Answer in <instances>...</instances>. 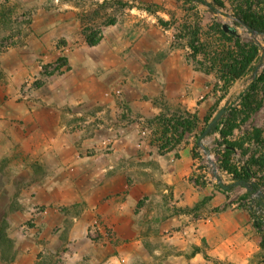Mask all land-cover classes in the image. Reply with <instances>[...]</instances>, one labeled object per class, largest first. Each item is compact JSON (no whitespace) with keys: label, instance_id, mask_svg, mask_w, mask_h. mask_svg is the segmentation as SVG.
I'll return each mask as SVG.
<instances>
[{"label":"crops","instance_id":"crops-1","mask_svg":"<svg viewBox=\"0 0 264 264\" xmlns=\"http://www.w3.org/2000/svg\"><path fill=\"white\" fill-rule=\"evenodd\" d=\"M129 10L140 27L115 23L96 44L70 46L60 73L44 78L42 66H12L11 96L0 81L9 264H37L58 251L64 264H264V231L246 209L225 206L216 193L208 209L191 210L206 195L194 180L191 146L149 138L145 124L165 105L188 102L178 94L194 75L174 49L150 64L146 55L164 46H149L147 25L167 16ZM28 79L44 81L35 102L20 94Z\"/></svg>","mask_w":264,"mask_h":264},{"label":"rangeland","instance_id":"rangeland-1","mask_svg":"<svg viewBox=\"0 0 264 264\" xmlns=\"http://www.w3.org/2000/svg\"><path fill=\"white\" fill-rule=\"evenodd\" d=\"M134 1L136 0H106L99 3L94 0H0V14L3 13L0 18V81L6 85V93L3 91V94L11 96L14 92L13 84L10 85L11 81H8L12 66H42L45 78L60 73L61 68L67 66V57L72 51L70 46L84 41L87 43L86 37L90 40L99 38L108 25L117 23L121 30L140 27V21L131 22L139 19L129 10L132 6L151 14L159 12L166 15L164 18L157 17L154 25L161 32L158 28L147 25L149 46H164L163 51H150L146 55L148 62L151 64L161 61L165 51L174 49L187 64L194 79L185 87L183 94H178L179 98L182 96L188 102L175 106L165 105L157 119L145 124L151 133L149 138L162 147L177 149L180 146H191L194 180L206 194L191 209L193 212L208 209L209 201L216 193L227 200L225 206L238 204L246 209V194L249 190L242 185H234L231 173L240 170L242 162L259 151L260 145L250 141L249 133L254 129L261 130L260 141H264V98L261 108L252 113L246 122L238 121V127L231 134L227 133L226 141L236 145L234 152L225 149L226 145L219 133L204 137L198 148H195L194 143L202 129L222 108H225V113L220 121L223 123L232 119L228 116L230 110L239 105L240 94L254 80V73L251 71L238 77L243 66L250 61L251 66L257 68L258 74L264 69V35H259L240 23L228 0H204L206 3L137 0L138 4ZM63 5H69L72 10L64 9ZM66 19L69 21L65 23ZM224 25L235 33H225L222 28ZM66 49L69 52H65ZM81 53L82 51H77L74 53L75 57L81 58ZM28 82H31V86ZM43 84L42 79L21 82V97L25 101L35 102L36 91ZM1 96L2 88L0 98ZM95 107L91 103L86 105L91 111ZM241 116L238 114L237 120ZM230 123L233 124V121ZM220 127L224 132L228 130L224 125ZM214 169L221 183L232 186V190L224 192L213 176ZM254 171L257 175L249 182L261 184L260 192L264 194V169L254 168ZM4 194L0 193V230L8 235L5 207L8 200ZM255 195L252 194L250 199L255 198ZM10 201V208L13 209L14 202ZM1 255V260L7 264L14 258L13 251L7 249ZM37 264L64 263L58 251L45 252Z\"/></svg>","mask_w":264,"mask_h":264},{"label":"trees","instance_id":"trees-1","mask_svg":"<svg viewBox=\"0 0 264 264\" xmlns=\"http://www.w3.org/2000/svg\"><path fill=\"white\" fill-rule=\"evenodd\" d=\"M185 1L206 3L204 0H185ZM228 1H230V4L232 5L234 16L240 23H242L243 25H245L255 33L259 35H264V0H228ZM1 17H3V13L0 14V18ZM86 40L88 45L92 46L100 40V37L94 38L92 40L86 37ZM256 53L257 50L255 52V55ZM230 71H232V69ZM250 71L254 73L253 75L254 80L250 84V86L240 94L239 105L230 110V114L228 116H230V118L232 117V119H227L226 122L223 123L222 121H219L216 124V126L212 129V131L208 134V136H210L215 133H219V135L223 139L224 145H226L225 149H227V151L229 152L230 151L234 152V150L236 149L235 147L236 145L233 144L232 142L226 141V138L228 136L227 133L231 134L232 131L238 127L237 126L238 121L240 123L246 122L250 118L251 114L257 111L262 106V102L264 98V69H262V71L258 74L257 68L251 66L250 61H248V64L246 66H243L242 70L240 71L241 74L238 77H241ZM238 114L242 115L239 120H237ZM232 121L233 124L230 123ZM221 125L228 127V130L226 132H224L223 129L221 130L220 127ZM205 128L202 129L201 134L203 133ZM261 134L262 132L259 129H254L251 132V134L249 133L248 138L250 139V141L260 145L259 151L256 154L249 156L246 161H243L242 162L243 165L240 168V170L231 173L235 182L237 181L241 182L240 185L244 186L243 183L245 182L252 184L251 189L246 194V200L248 201L246 210L250 215L253 226L260 232H262L263 230L261 228L259 218L256 215V210H254L253 207H259L261 205L262 201L264 200V194L260 192L261 184L251 183L249 181H251V178L253 176L257 175L256 172L254 171V168L261 170L264 169V141L263 142L260 141ZM197 140L198 139H196L194 143L195 148L196 147L198 148L200 145V143H198ZM243 157H245V153L243 154ZM230 190H232V186H228L227 190H224V192H229ZM252 194H257L256 198L250 199V196ZM12 247L13 245L11 240H9L6 237V234L2 233V230H0V251L5 252V249L10 251L12 250ZM262 247L264 248V236L262 237Z\"/></svg>","mask_w":264,"mask_h":264},{"label":"water","instance_id":"water-1","mask_svg":"<svg viewBox=\"0 0 264 264\" xmlns=\"http://www.w3.org/2000/svg\"><path fill=\"white\" fill-rule=\"evenodd\" d=\"M223 31L225 32V33H230V34H234L235 32H234V30H232V29H230V28H228V26H226V25H224L223 27ZM249 29V28H248ZM250 30V29H249ZM224 113H225V108H222L221 110H219V112L215 115V117L208 123V125L206 126V128H205V130L203 131V133L199 136V138H198V143H200L201 142V140L204 138V137H206V136H208V134L212 131V129L216 126V124L220 121V119L222 118V116L224 115ZM205 150V149H204ZM209 162H211L210 161V159H209ZM213 176L217 179V181H218V185L223 189V190H227V188H228V186H224L222 183H221V181H220V179L218 178V177H216V169H214L213 170ZM241 184V182H239V181H237V182H235L234 183V185H240ZM244 184V187L247 189V190H250L251 189V187H252V184H250V183H243Z\"/></svg>","mask_w":264,"mask_h":264},{"label":"built area","instance_id":"built-area-1","mask_svg":"<svg viewBox=\"0 0 264 264\" xmlns=\"http://www.w3.org/2000/svg\"><path fill=\"white\" fill-rule=\"evenodd\" d=\"M257 194L255 195L256 198ZM256 210V215L259 218V222L261 224V228L264 231V200L262 201L259 207H253Z\"/></svg>","mask_w":264,"mask_h":264},{"label":"bare ground","instance_id":"bare-ground-1","mask_svg":"<svg viewBox=\"0 0 264 264\" xmlns=\"http://www.w3.org/2000/svg\"><path fill=\"white\" fill-rule=\"evenodd\" d=\"M213 161V160H212ZM210 164V163H209ZM212 165V164H211Z\"/></svg>","mask_w":264,"mask_h":264}]
</instances>
